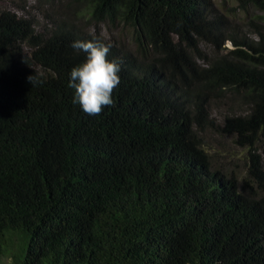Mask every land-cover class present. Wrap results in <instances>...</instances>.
Masks as SVG:
<instances>
[{
	"label": "trees",
	"instance_id": "16d2710c",
	"mask_svg": "<svg viewBox=\"0 0 264 264\" xmlns=\"http://www.w3.org/2000/svg\"><path fill=\"white\" fill-rule=\"evenodd\" d=\"M45 1H64L49 26L0 11V264H264V15L249 32L212 0ZM93 37L121 65L99 115L68 86ZM210 130L247 148L245 178L211 164Z\"/></svg>",
	"mask_w": 264,
	"mask_h": 264
},
{
	"label": "rangeland",
	"instance_id": "374dc122",
	"mask_svg": "<svg viewBox=\"0 0 264 264\" xmlns=\"http://www.w3.org/2000/svg\"><path fill=\"white\" fill-rule=\"evenodd\" d=\"M54 4L50 6L45 0H0V11L10 10L19 16H26V12H29V16L33 17L40 26H49L51 24L50 17L51 14H55L54 11L60 10V5ZM215 7L220 13L228 15L231 19L239 21L241 24L246 26L249 32H255V26H248L249 19H257L258 16H263L264 13L256 10L255 8H249L248 11L243 12L242 10L236 11L237 2L235 0H212ZM58 14V13H57ZM55 16V15H54ZM74 20V19H73ZM72 20V21H73ZM81 27L89 32H95V28L92 25L86 24V21H79ZM103 35L107 38L115 39L122 42L128 48L132 47V31L129 28H121L117 31H109L107 26H103ZM256 36V35H255ZM208 50L210 57L207 61L216 57L218 54L215 51H211L210 48L204 47ZM226 48L222 53H227L229 49H232V45L228 43ZM26 51H30L26 49ZM207 61H202L205 63ZM216 107V106H215ZM248 106L244 105V108L240 107L242 113H246ZM222 109H216L213 114L214 117L220 122L223 117V113L226 112ZM250 111V110H249ZM204 146L210 157L211 164L220 168L228 176H235L238 178H245L247 174V148H243L235 143L234 137L225 136L215 130L208 131L204 137Z\"/></svg>",
	"mask_w": 264,
	"mask_h": 264
},
{
	"label": "clouds",
	"instance_id": "9594fccd",
	"mask_svg": "<svg viewBox=\"0 0 264 264\" xmlns=\"http://www.w3.org/2000/svg\"><path fill=\"white\" fill-rule=\"evenodd\" d=\"M87 54L86 61L73 67L69 87L74 89L73 103L79 104L88 115L101 114L105 106L113 105L112 93L120 83L121 65L108 60L110 44L93 37L92 40H77L71 45ZM34 86L39 82L38 74L28 77Z\"/></svg>",
	"mask_w": 264,
	"mask_h": 264
}]
</instances>
